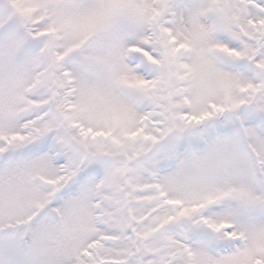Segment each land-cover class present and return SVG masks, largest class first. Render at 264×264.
Segmentation results:
<instances>
[{
    "label": "snow or ice",
    "instance_id": "6c2138e0",
    "mask_svg": "<svg viewBox=\"0 0 264 264\" xmlns=\"http://www.w3.org/2000/svg\"><path fill=\"white\" fill-rule=\"evenodd\" d=\"M0 264H264V0H0Z\"/></svg>",
    "mask_w": 264,
    "mask_h": 264
}]
</instances>
